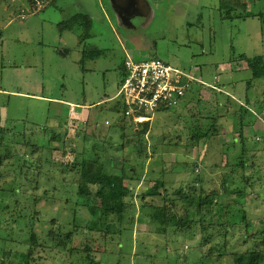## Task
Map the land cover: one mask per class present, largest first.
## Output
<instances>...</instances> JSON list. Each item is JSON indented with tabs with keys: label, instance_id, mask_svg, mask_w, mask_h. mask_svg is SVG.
Instances as JSON below:
<instances>
[{
	"label": "rangeland",
	"instance_id": "374dc122",
	"mask_svg": "<svg viewBox=\"0 0 264 264\" xmlns=\"http://www.w3.org/2000/svg\"><path fill=\"white\" fill-rule=\"evenodd\" d=\"M10 1L0 0V87L21 90V79L9 71L24 64L22 56L12 55L24 50L34 53L32 64L44 57L45 78L57 85L50 96H57L61 81L53 74L62 66L55 48H64L56 43L54 33H59V23L68 16L59 17L54 3L34 19L20 20L30 0H13L9 5ZM76 1L70 0L74 5ZM80 1V11L83 8L91 19V37L75 49L77 38L65 34L72 52L65 55L70 67L64 75L65 101L73 100L71 93L79 94L82 79L93 85H86V92L92 89L86 99L113 97L125 55L135 61L158 58L196 78L201 76L206 85L200 98H191L185 107L154 116L149 132L139 141V157L134 148L128 154L103 148L96 151L101 161L87 162L97 167L104 163L108 173L114 174L110 169L119 171L125 158L144 161L135 172L144 185L130 190L135 205L129 214L135 211L134 219L145 223L134 227L135 235L125 230L120 216L102 214L101 198H96L98 209L93 212L77 206L82 161H41L46 165L36 190L25 182L30 170L22 166L16 174L21 187L15 196L3 195L0 264H90L91 259L95 264H232L233 255L251 249L263 252L259 264H264V79L253 80L246 64L237 60L241 54L264 57V0H224L228 7L236 6L235 14L245 13L241 6L250 5L245 20H222L221 13L228 9L221 8V0H116L120 9L111 0ZM9 40L12 53L7 49ZM27 40L29 45L21 44ZM92 49L101 52L97 60L76 61L83 51ZM98 63H103L101 69ZM90 71L95 73L91 76ZM112 105L116 107L114 102L103 105V114L109 118L105 127L118 118L108 109ZM53 109L49 102L0 94V117L26 120L23 127L29 124L45 132ZM67 123V135L77 147L81 142H77L81 137L78 121L71 116ZM91 144L85 146L87 151ZM65 150L68 154L66 144ZM68 170L76 172L69 175V179L75 177L74 183L62 180L60 172ZM12 180L9 175L6 181ZM95 190L91 186V193ZM112 193L110 201L117 209L123 203L120 187ZM205 197L210 201L198 205ZM205 208L210 209V217L204 216ZM156 212L164 224L143 219Z\"/></svg>",
	"mask_w": 264,
	"mask_h": 264
},
{
	"label": "crops",
	"instance_id": "0c3cea01",
	"mask_svg": "<svg viewBox=\"0 0 264 264\" xmlns=\"http://www.w3.org/2000/svg\"><path fill=\"white\" fill-rule=\"evenodd\" d=\"M113 2V4L117 7V2L116 0H111ZM58 2V4H57ZM80 0L76 1V4L74 5L73 3L70 2V0H50L49 4L44 8L46 9L48 6H50L51 4H55V10L58 12V16L60 17L62 16H68L67 18H64L63 21H66L67 19H69L72 16L78 15V14H82V15H86L87 17L90 16L87 15L86 11L83 10V8L80 11ZM14 3L13 0H11L9 2V5H12ZM29 7H27L25 10H22L20 13V20H24L27 17H33L32 19H34L38 13H40L41 11H43L44 9H42L39 12H35L32 5L30 6V4H28ZM245 6V5H244ZM249 6L250 5H246V7L248 9H246L245 7V14L249 15ZM69 9L68 14L65 13V9ZM118 9H120V6L117 7ZM61 21V23L63 22ZM91 21V19H90ZM11 22V21H10ZM40 23H44L45 21H39ZM57 23V22H56ZM9 23H6L4 26H6ZM60 24V23H59ZM31 23L28 22L26 28H30ZM25 29L24 32H32ZM91 29H92V23H90V29H89V34L91 33ZM65 32V33H64ZM62 33H54V40L56 41V43L62 48H64L63 50L61 49H56V54L58 55L57 58L60 60V66H62V68L60 70H56L54 71V76L53 78L56 81H61L60 84V94H58L57 96H50L53 95V89L54 87L57 85H53L51 82H49V80H46L45 78V70H44V57L40 60H36L34 61V63L32 64L31 61V55L34 53H29V52H25L24 50H20V54L16 53V52H11L10 51V46L13 44V41L9 40V43L7 45V49L10 51V53H12L13 56H22L24 64L21 65V67L19 68H14L11 69L13 71H9L11 73V75L15 74L16 78H19V81L21 79V90L20 91H13V92H9L6 91L4 89H2L0 87V94H8L14 97H22L24 99H29V100H36L38 102H49L51 104L54 105V109L52 110L51 114L48 113L47 117L49 118L48 121L45 123L46 127H39V128H43L45 129L44 134L38 132V128L37 129H32L30 128L29 124L27 125V127H23L24 124H26V120H18V119H14V118H10V120L7 119V117L2 116L0 117V153L2 151V149H11L12 152L15 154L16 157H12L11 156V161H15L14 158L18 157H26L27 155V151H26V147H24V144L26 145V143H31V144H41L44 145L46 150H56V149H63L64 147V139L65 136L68 138H71L70 136L67 135L68 133V127H67V122H68V118H70L71 116L74 117V119H77L78 121V125L80 126L79 129V133L81 134L80 138H77V142L78 140H80L81 142L78 144V147H85L87 145V143H97L102 145L103 147L109 146L110 143L112 142H121V134L118 130H115L114 128H110V127H105V122L108 121L106 119H109L108 117H106L103 114V105L104 104H108L112 101L106 99H101L99 97H101L100 95L97 96V100H88L87 95L91 94L92 89L89 92L85 91V87L86 85H89V81H84V79H82V83H81V88L82 90L78 93H71V98L73 99L72 101H65L62 97L63 94L62 92H66L67 87L64 86V81H65V73H67L68 69H70L68 63L65 61L67 58L65 55H70L69 52V48L70 47V42L68 41L67 36L65 35L66 33H71L72 36H75L77 38V46L75 47V49H80L82 48V44L87 41L88 39H85L82 41L80 38L84 35L81 36L82 32L81 29L78 28L77 26H75L72 30H66ZM7 33H11V32H7ZM6 33V34H7ZM26 38H29L28 35L22 33ZM91 35V34H90ZM31 42L29 40H27L25 43H21L22 45H29ZM98 49H92L89 52H82L81 58L80 59H76L77 62L80 63H85L86 60H91L93 62V60H97L96 57L98 55H100L101 52L97 51ZM79 51V50H78ZM77 51H75L74 53L76 54ZM37 56H40V54H36ZM129 57L128 55H125L124 61L125 59ZM123 61V63H124ZM12 61H9L8 63H11ZM18 66V65H17ZM99 69L102 68L103 63H98ZM98 66L96 67V70L98 68ZM36 69V70H35ZM64 69V70H63ZM93 69V68H92ZM92 69H88V70H92ZM36 71H37V75H36ZM63 71V72H60ZM86 71L85 68H83L84 72ZM87 73V72H86ZM95 72L94 71H90V73H87L89 75H93ZM123 76V72H121V77L118 79V85L122 79ZM96 78H98L97 76H94ZM200 79H202L201 77H199ZM203 80V79H202ZM117 85V86H118ZM91 88L93 85H89ZM86 97V98H85ZM112 98V97H111ZM64 107H66V110L64 109ZM113 108V105L111 107H109L108 109L111 110ZM5 113V112H4ZM112 113V111H111ZM1 114V112H0ZM7 114V111H6ZM113 114V113H112ZM4 115V114H3ZM103 121V122H101ZM29 122V121H28ZM27 122V123H28ZM72 122V121H71ZM109 122V121H108ZM23 125V126H22ZM3 133H7V142L5 143V147L1 146V139L3 137L2 135ZM77 132V131H76ZM118 135V137H115V135ZM115 140V141H114ZM123 142V141H122ZM84 149V148H83ZM81 152V151H80ZM112 152V151H111ZM89 153V151H87V154ZM118 153V152H117ZM127 153V152H125ZM59 154L60 152L56 151L53 152V156L52 158L57 161V159L60 160L59 158ZM86 154V155H87ZM121 154V153H120ZM86 155H84L83 157H85ZM29 159H33L34 157H30L27 156ZM62 161H73V160H80L81 157H78V155H74V154H66L65 156H62ZM110 158H115V156H111ZM121 158V156H120ZM111 161V160H108ZM7 162V160H6ZM57 166V163H54ZM43 165H46L45 163H43ZM128 165L133 166L134 169V163H128ZM145 165V164H144ZM121 166V165H120ZM119 168V167H117ZM126 169V164L123 161L122 162V166L120 167V170ZM116 169V168H115ZM128 169V168H127ZM132 167H130L127 171L130 172V170H133ZM139 170V169H137ZM126 174V173H125ZM127 175V174H126ZM140 175V174H139ZM136 177V176H135ZM138 177V176H137ZM136 178H132L129 179L127 181H125V185L129 186L128 184L130 183V188H140L142 181L141 179H136ZM17 180V178H16ZM135 184H137L136 186H134ZM151 187V184L148 186V188ZM132 192V191H131ZM131 193L128 194V197L124 200V203L127 202V200H132L131 199ZM134 204V201H132ZM135 205V204H134ZM137 206V205H136ZM145 220V219H144ZM145 223L139 222L138 220H134V225H133V229L134 227L137 228V226H144ZM132 229V231H133ZM135 230L132 232L133 235H135ZM134 262V261H133Z\"/></svg>",
	"mask_w": 264,
	"mask_h": 264
},
{
	"label": "trees",
	"instance_id": "16d2710c",
	"mask_svg": "<svg viewBox=\"0 0 264 264\" xmlns=\"http://www.w3.org/2000/svg\"><path fill=\"white\" fill-rule=\"evenodd\" d=\"M220 6L222 9L227 8L228 10L223 14L221 13L222 16V20H245L247 17H249V15H246L245 13H234L235 11H237L238 9L236 8V6H232V7H228L225 3L224 0H221L220 2ZM241 10L244 11L245 10V6H241ZM90 19L89 17H87L86 15H82V14H78L75 16L70 17L69 19H67L66 21H63L62 23H60L58 25V31L60 33L66 31V30H72L75 26H77L78 28L81 29V40L83 41L84 38L88 39L90 37L89 34V29H90ZM238 61H242L243 63L246 64V68L247 70L250 72L251 77L253 80H260V79H264V57L263 56H255V57H247L244 54H241L237 57ZM124 67H123V76L122 79L124 77ZM201 77V76H200ZM121 79V81H122ZM120 81V83H121ZM218 87V85H217ZM203 86L197 85V87H195L193 94H191L190 96H188L184 102L180 105L184 107L190 103L191 98H196L198 99V97L200 98V91L201 89H203ZM211 91V90H210ZM215 91L213 90V93ZM195 93V94H194ZM216 93V92H215ZM211 96V95H210ZM209 95L208 97L204 100V101H208L209 100ZM112 113L117 115L118 118L117 119H111V126L110 128H114L115 130H118L121 134V142H116L113 143L109 146L103 147L100 144H97L95 142H93L91 144V150L89 151V153L87 154V149L86 147H81L82 149L78 150V148L80 147H76L75 145V140L71 141L70 138L65 136V139L63 140L64 143V148L63 149H56V150H46L44 145H37V144H31V143H26V145L24 144V147H26V151H27V155L26 157H18L17 160L16 158L15 161H11V156L12 157H16L15 154L12 152V148L10 149H2L1 153H0V207H1V201L3 195H6V197H11V196H15L16 190L19 189L22 185V182L19 184L18 181L16 180V174L21 173L20 170L22 168V166H24L25 168H28L30 171V177L26 178V181L28 183V185H33L34 189L32 190H36L35 188L39 187V181L38 179L42 176V169H43V163H41V161H46L45 163H49V161H55L52 156H53V152H60L59 154V159H57V161H62L61 155L65 156L66 150H65V144L67 145V151L68 153H74L75 155H78L81 157L80 160L76 159L74 161H82L81 165H80V169L79 166L77 165V163H75L74 169H78L81 173V181H83L81 183V185L78 188V205L77 206H81L84 208H87V210L89 212H93L96 209H98V204H95V200L96 198L100 199L103 202V211L102 214H109V213H113L116 216H120V222L124 223V227L125 230L127 232L131 231L133 229V225H134V213L135 211H133L132 213L129 214V212L131 211L130 209L133 208L134 204L132 202V200H128L129 204L127 205V203H124V200L128 197V194L130 193V190H132L130 187L125 185V181L132 179V178H136V179H141L140 176L137 177V174H135V172L137 171V169L140 170V168L143 166L144 161H134L135 159L131 158V159H123V161L126 164V169L132 167L131 165H128V163H134V169L130 172V176H127L124 172L125 169L123 170H119V171H113L110 169V171L114 174L108 173L109 170L107 168H105V164L104 163H99L101 166L97 165H93V163H87L89 161H101L98 157V152H96L99 149H103V148H107V150L109 148H114L115 152H120L121 154H124L125 152H127V154L130 152V148H134L135 150V154L138 155V157L141 155L142 153V147L139 143L140 139L145 137L146 134L149 132L150 129V124L151 122H145V123H141V124H132L127 122L126 120L123 119V117L119 118V111L117 109V107H113L111 109ZM169 111H165L164 113H168ZM130 128H134L131 132V134L128 133L127 135V130H130ZM41 129V128H40ZM40 133L44 134V131L41 132L39 130ZM2 139H1V146L5 147V143L7 142V133H3L2 132ZM123 141V142H122ZM136 141V144H134L133 147H131V145L133 144V142ZM194 146V143L191 147ZM84 148V149H83ZM81 151V152H80ZM87 154V155H86ZM245 154V148H242V155ZM84 155H86L85 157H83ZM27 156L30 157H34L33 159H29ZM123 156V155H120ZM128 156L129 155H125ZM137 157V158H138ZM244 157L246 158V155H244ZM127 159V161H126ZM243 159V158H242ZM7 160V162H6ZM241 161H244L241 160ZM246 161V159H245ZM56 163V162H53ZM98 163V162H97ZM86 166V168L84 167V165ZM94 166L95 169L92 167ZM107 169V170H106ZM11 173H15V175L11 174ZM76 172L74 170H68L65 171V173L60 172V174L62 175V180H64L65 178H68L67 182H73L74 183V178L75 177H71V179H69V175L72 176L73 174H75ZM9 175H12L13 180L12 181H6L7 178L9 177ZM114 175V176H112ZM134 175V176H133ZM14 176V177H13ZM136 176V177H135ZM20 179L23 180V177H19ZM18 179V178H17ZM85 179V180H82ZM135 179V180H136ZM80 181V180H78ZM142 181V180H141ZM144 181V180H143ZM157 181V180H156ZM158 182H162L159 181ZM142 184L144 185V182H142ZM151 184V182H150ZM89 186V188H88ZM92 187H95L96 190L94 193H91L92 191H90ZM135 186V185H134ZM116 187H120L121 190V199L123 201V203L120 204V207L117 209H114L112 202L110 201L111 196L113 195L112 190ZM26 195L29 196H35L33 194H27L25 191L23 192ZM90 193V194H89ZM210 201L209 198L205 197L203 199H199L198 200V205H200V203H206ZM206 212L204 214L205 217H210L211 216V211L209 208H205L204 209ZM104 212V213H103ZM128 212V214L126 215V213ZM233 216V215H232ZM143 219H145L146 221L152 222V221H158L161 224H164L163 222V218L158 216V212H156L154 215H152L151 217H146L145 215H143ZM126 220V223L124 222V219ZM153 223V222H152ZM263 256V252L259 251L258 249H251L242 253H238L232 256V264H259L260 263V259ZM182 257V256H181ZM90 264H95V262H93V260L91 259Z\"/></svg>",
	"mask_w": 264,
	"mask_h": 264
},
{
	"label": "built area",
	"instance_id": "2783aa9c",
	"mask_svg": "<svg viewBox=\"0 0 264 264\" xmlns=\"http://www.w3.org/2000/svg\"><path fill=\"white\" fill-rule=\"evenodd\" d=\"M49 2L30 0L35 12ZM123 67L124 77L116 94L108 100L115 103L124 120L134 125L151 122L157 113L179 108L197 85H206L202 79L158 58L135 61L127 57Z\"/></svg>",
	"mask_w": 264,
	"mask_h": 264
}]
</instances>
